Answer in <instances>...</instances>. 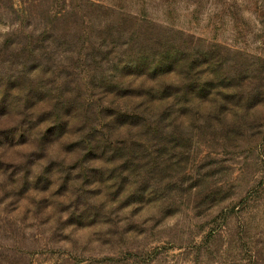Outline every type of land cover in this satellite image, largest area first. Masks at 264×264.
Instances as JSON below:
<instances>
[{
    "label": "rangeland",
    "instance_id": "1",
    "mask_svg": "<svg viewBox=\"0 0 264 264\" xmlns=\"http://www.w3.org/2000/svg\"><path fill=\"white\" fill-rule=\"evenodd\" d=\"M139 25L227 48L237 113L138 108ZM0 264H264V0H0Z\"/></svg>",
    "mask_w": 264,
    "mask_h": 264
},
{
    "label": "trees",
    "instance_id": "2",
    "mask_svg": "<svg viewBox=\"0 0 264 264\" xmlns=\"http://www.w3.org/2000/svg\"><path fill=\"white\" fill-rule=\"evenodd\" d=\"M134 35L131 98L139 100L138 108L152 111L155 118L172 123L220 121L221 116L237 113L235 108L241 106L247 95L248 79L244 75H232L227 48L189 36L179 35L175 39L177 33L156 27L148 30L139 25ZM123 83L121 80L120 85ZM252 97L257 101L263 95ZM122 117L131 118V127L140 119L133 113ZM54 118L57 121L51 132L55 133L56 124L58 128L63 122L70 126L75 116L67 113L62 121Z\"/></svg>",
    "mask_w": 264,
    "mask_h": 264
}]
</instances>
